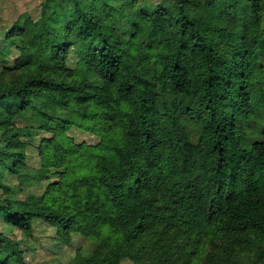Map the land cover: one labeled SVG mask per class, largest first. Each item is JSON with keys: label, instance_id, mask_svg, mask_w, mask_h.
<instances>
[{"label": "trees", "instance_id": "trees-1", "mask_svg": "<svg viewBox=\"0 0 264 264\" xmlns=\"http://www.w3.org/2000/svg\"><path fill=\"white\" fill-rule=\"evenodd\" d=\"M40 8L0 71V264L35 219L86 241L67 264H264V0Z\"/></svg>", "mask_w": 264, "mask_h": 264}, {"label": "rangeland", "instance_id": "rangeland-1", "mask_svg": "<svg viewBox=\"0 0 264 264\" xmlns=\"http://www.w3.org/2000/svg\"><path fill=\"white\" fill-rule=\"evenodd\" d=\"M43 0H0V49L5 59L0 61V71L7 67H14L19 53L15 50L12 43L6 39L7 32L14 27L18 18L22 14H29L30 17L37 21L41 17L40 5ZM83 56V49L80 47L72 48L67 60L68 67L74 69L78 61ZM22 123H20L21 125ZM24 125V124H22ZM44 136L41 134L35 139V145H39L40 139ZM72 138L78 144L87 142L95 144L97 139L84 133L72 134ZM34 157L29 159L31 165H35ZM44 186H35L26 188L23 193L18 195L21 199H27L32 196L36 197L43 193ZM14 237L18 240H24L26 250V261L28 264H50L61 262L67 264L76 254L77 250L86 245L80 236L74 235L70 244L62 243L57 237L56 229L50 227L45 222L35 219L32 224V234L24 238L19 230H14ZM124 264H133L130 261Z\"/></svg>", "mask_w": 264, "mask_h": 264}]
</instances>
